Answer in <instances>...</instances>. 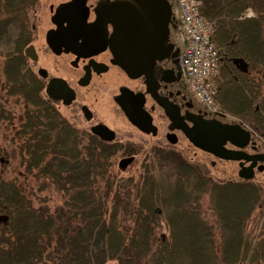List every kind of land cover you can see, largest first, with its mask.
<instances>
[{
	"label": "trees",
	"instance_id": "16d2710c",
	"mask_svg": "<svg viewBox=\"0 0 264 264\" xmlns=\"http://www.w3.org/2000/svg\"><path fill=\"white\" fill-rule=\"evenodd\" d=\"M199 2L221 50L215 102L264 138V0ZM249 3L258 7L252 15ZM36 5L0 0V124L12 130L0 140V264H264V233L254 245L244 235L263 188L215 182L181 162L174 163L177 183L167 194L150 173L138 182L117 178L111 151L39 99L18 58ZM234 58L246 70L238 71ZM13 103L20 104L18 117L8 107ZM11 147L22 173L7 179ZM187 182L194 183L190 192ZM46 190L59 195L58 204ZM202 195L220 229L218 247L201 216ZM161 221L168 236L157 235Z\"/></svg>",
	"mask_w": 264,
	"mask_h": 264
},
{
	"label": "flooded vegetation",
	"instance_id": "af4514ba",
	"mask_svg": "<svg viewBox=\"0 0 264 264\" xmlns=\"http://www.w3.org/2000/svg\"><path fill=\"white\" fill-rule=\"evenodd\" d=\"M245 10L254 13L258 7L249 3ZM26 25L18 49L23 75L32 82L40 100L60 115V110H67L73 121L61 115L66 121L111 151V170L130 168L143 153V140L150 137L159 145L151 144L146 154L151 151L155 155H172L174 161L185 163L174 146L186 139L217 161L237 162L240 180H252L255 171H264L258 170L264 167V161L223 159L201 150L186 137L180 126L191 128L190 117L231 123L222 121L223 116L206 112L194 99L182 75L181 48L173 45L169 23L158 50L165 56L154 61L151 79L146 74L130 76L117 65V0H37L34 18ZM168 44L171 47L165 53ZM158 99L177 110V120L166 114ZM76 120L80 122L78 126ZM223 147L244 156L264 155L253 142L239 148L226 141ZM130 158L125 167L120 165L123 159ZM249 171V178L240 175ZM162 210L157 206L154 211L160 214Z\"/></svg>",
	"mask_w": 264,
	"mask_h": 264
},
{
	"label": "rangeland",
	"instance_id": "374dc122",
	"mask_svg": "<svg viewBox=\"0 0 264 264\" xmlns=\"http://www.w3.org/2000/svg\"><path fill=\"white\" fill-rule=\"evenodd\" d=\"M168 4L170 6L171 10V19L169 21V31H171V39L173 41V45L178 47L179 49H182V38L183 34L182 31L179 29L176 21V15H177V5L176 0H167ZM253 12H247V15H252ZM34 18V14H33ZM171 22V23H170ZM2 65V58L0 57V67ZM219 76V69L216 73L215 77V84L217 85V77ZM188 87V85H187ZM8 107L13 110L16 117H18L19 111H20V104L17 105L15 103L9 104ZM219 107V106H218ZM218 110L221 112V116H223L222 121L231 123V124H237L246 129L250 132L251 138L249 140L250 142L254 143V146H257V150L260 153H264V138L259 136L256 132H254L247 124H245L241 119L236 117L235 115H232L224 110H221L218 108ZM61 115L69 121H73L71 117L69 116V112L67 110H60ZM76 125L80 122L77 120ZM226 124V123H225ZM77 125V126H78ZM12 130L10 128H6L5 125L0 124V140L4 138L10 139ZM252 140V141H251ZM155 142V144H154ZM142 144V151L139 156L136 157L135 162L133 165L128 168L125 171H119L117 168L113 167V173L117 174V178L121 177L124 179L132 178L134 182H138L142 179L146 173H150L155 177L157 180V183L155 185L156 188L160 189V192L162 193H170L175 187H176V177H175V170H174V163L179 162V160L174 161V157L172 155H155V152L149 151L147 154V148L151 145H159L156 143L155 139L152 138H145L143 140ZM175 150H177L181 154V158L184 160V162L188 165H191L195 168L196 171H204L206 175L214 180L215 182L223 183V182H240L245 183L247 185L252 186H258L263 188L264 190V171L258 172L255 171L254 178L249 181H243L240 180L237 171H238V165L237 162H226V161H217L213 159L210 155L203 153L202 151L196 149L193 147L186 139H180V141L177 143L176 146H174ZM11 149L12 157L6 166L4 170V176L5 178L9 179L12 177H17L19 174L22 173L21 167L19 165V161L16 157L15 150ZM248 152L250 153L251 150L247 148ZM145 154V155H144ZM181 159V160H182ZM215 161V165H211V162ZM181 162V161H180ZM196 165V166H194ZM178 181V180H177ZM181 182V181H179ZM185 186L187 187V191H191L192 187H194L193 182H187L185 183ZM45 196H50L51 198V205H56L59 203V195L55 192H46L43 193ZM160 203L158 207H162ZM200 208H201V216L206 220V222L212 226L213 235L215 238L216 245L218 247L219 243V234L220 229L217 225V221L215 219V216L213 214L211 204L209 202V198L207 195H202V198L200 200ZM163 208V207H162ZM164 214V211L162 213V216ZM164 221H161L159 223L158 229H157V235L159 236H168L169 235V229L166 226V224L163 223ZM246 227L244 230V235L248 237V241L251 240L252 245L259 239L261 234L264 233V198L262 202L255 207L250 217H248L246 221ZM245 240V239H244ZM242 249V246H241ZM106 264H117L115 261H109ZM246 264V263H244Z\"/></svg>",
	"mask_w": 264,
	"mask_h": 264
},
{
	"label": "water",
	"instance_id": "95a60500",
	"mask_svg": "<svg viewBox=\"0 0 264 264\" xmlns=\"http://www.w3.org/2000/svg\"><path fill=\"white\" fill-rule=\"evenodd\" d=\"M170 18L171 10L166 0H117V65L130 76L146 74L151 79L150 70L154 61L165 56L159 55L158 50L163 44ZM170 47V44L165 47V53ZM233 63L237 69L246 70L243 59L234 58ZM157 101L172 120H177V110L170 103L159 99ZM200 118H189L193 121L191 128L180 126L193 145L227 160L244 158L254 162L264 161V155L244 156L223 147L226 141L235 147L246 146L250 140L249 131L237 124H222ZM130 161L131 158L123 159L120 165L125 167ZM258 170H264V167H258ZM240 175L249 178L251 172Z\"/></svg>",
	"mask_w": 264,
	"mask_h": 264
},
{
	"label": "built area",
	"instance_id": "2783aa9c",
	"mask_svg": "<svg viewBox=\"0 0 264 264\" xmlns=\"http://www.w3.org/2000/svg\"><path fill=\"white\" fill-rule=\"evenodd\" d=\"M177 18L183 34L179 65L188 89L210 114L218 112L214 98V75L221 58L212 40L214 22L200 12L198 0H176Z\"/></svg>",
	"mask_w": 264,
	"mask_h": 264
}]
</instances>
